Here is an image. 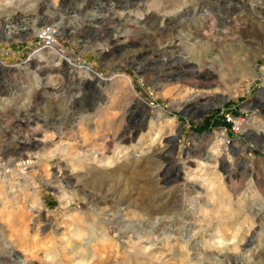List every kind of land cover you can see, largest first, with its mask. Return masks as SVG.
Wrapping results in <instances>:
<instances>
[{"label": "rangeland", "instance_id": "1", "mask_svg": "<svg viewBox=\"0 0 264 264\" xmlns=\"http://www.w3.org/2000/svg\"><path fill=\"white\" fill-rule=\"evenodd\" d=\"M221 1L0 0V264H264V0Z\"/></svg>", "mask_w": 264, "mask_h": 264}, {"label": "bare ground", "instance_id": "2", "mask_svg": "<svg viewBox=\"0 0 264 264\" xmlns=\"http://www.w3.org/2000/svg\"><path fill=\"white\" fill-rule=\"evenodd\" d=\"M119 1V0H118ZM228 1H230V0H222L221 2H228ZM233 1H235V0H233ZM248 1H250V0H248ZM253 3H257V1H252ZM88 4V3H87ZM197 5V4H196ZM255 6H257V5H255ZM199 7V6H198ZM197 10V11H196ZM203 11H202V9H200V8H198L197 9V7L195 8V10H194V12H193V16H196L197 15V13H202ZM18 16H21V14L20 15H18ZM31 16V15H30ZM30 16H26V18L27 17H30ZM145 16V18H144V20H148V17L146 16V15H144ZM20 18H22V16L20 17ZM17 19V18H16ZM205 21V20H204ZM10 23V22H9ZM211 25H213V23L211 24ZM198 28H200V27H198ZM198 28H196L197 29V39H200V40H205V41H210V37L208 36V34H207V31H204L205 30V28H208V25H205L202 29H204L202 32H199V29ZM198 42V41H197ZM199 42H201V41H199ZM49 44H50V42H49ZM220 48H221V50H220V53L222 52H224V54H222V55H224V56H222L223 58H224V61H229V63L231 64L230 65V67L231 68H238V69H234L235 71H238V72H235L233 69V74H230V76L231 77H233V75H234V73L235 74H241V76H245V75H251V76H256V72L254 71V70H252L251 72H248L247 71V69L244 67V66H242L243 64H242V62L243 61H245L243 58H241L240 60H241V64L240 63H237L236 64V61H237V59H239V58H237L238 56H237V54H236V52L235 51H233V52H231V53H229V52H226L227 50H225L226 48L224 47V46H220ZM135 52V51H134ZM146 52H149V50H145V51H141L140 53H138V55L139 54H146ZM166 53V52H165ZM135 55V54H134ZM166 55V54H165ZM220 56H221V54H220ZM192 58V57H191ZM65 61H66V63L70 66V68H73V67H75L76 65H75V63H71V62H69L68 60H66L65 59ZM213 61H216V58L215 59H213ZM220 61V60H219ZM238 62V61H237ZM246 62V61H245ZM244 63V62H243ZM238 64H240L241 65V67L238 65ZM0 67L3 69V68H5V65L2 63V61H0ZM190 70H186V71H182L183 72V74H185L186 76H192V77H195V78H204V80L205 81H208V80H210V79H214L215 80V78H216V76H217V74H219V73H221V69H223V65L222 66H215V65H213V64H211L210 66H206V65H203V64H200L199 66H197V65H189V62H188V66H187ZM197 68V69H196ZM231 70V69H230ZM230 70L229 69H224L223 70V73H228V72H230ZM202 72H204L203 74H202ZM93 76V78L96 80V81H98L99 83H103V81H105V79H103V77H101V75H99V74H97V73H94V74H92ZM235 76V75H234ZM194 80V79H193ZM197 83V82H196ZM200 83H202V82H199V85H203V84H200ZM195 84V83H194ZM206 84V83H205ZM198 85V84H197ZM196 88H197V86H195ZM199 87V86H198ZM197 94L199 95V96H201V97H204V98H209V99H211V97H213V95L211 96L208 92H201L200 93V91L199 92H197ZM263 96H264V94H263ZM136 101H137V103L138 104H140L143 108H147V103H145V101L143 102L141 99H139V98H137V99H135ZM262 108L264 109V103L262 104ZM159 112H160V110H159ZM73 120V119H72ZM23 123V122H22ZM245 122L244 121H240V125H241V127L243 126H245V124H244ZM239 125V126H240ZM168 126L166 125V126H164V128H167ZM151 129V128H150ZM239 129V128H238ZM38 130V129H37ZM152 130V129H151ZM175 130V129H174ZM180 133L179 132V130H177L176 131V133ZM176 133H174L173 135H175ZM256 136H259V137H261L263 140H264V134L262 133V131L261 130H258V131H255V132H253ZM112 134V133H111ZM124 134H125V132H124ZM124 134L122 133V134H120V136L118 137L120 140H122L123 139V137H124ZM29 135H31V134H29ZM62 137V136H61ZM35 139V138H34ZM124 139H125V137H124ZM45 140V139H44ZM34 141V140H33ZM65 141V140H64ZM170 141H172V140H170ZM30 142V141H29ZM169 142V141H168ZM30 144V143H29ZM227 144V143H226ZM230 144V146H231V148H233V149H236V146L232 143V142H230L229 143ZM34 145V144H33ZM18 147H19V145H18ZM28 147V146H27ZM110 147V146H109ZM15 148H17V147H15ZM21 148H22V146H21ZM26 148V147H25ZM67 148V147H66ZM13 150H15V149H13ZM17 150H18V148H17ZM79 151H80V149H79ZM222 163H223V160H222ZM229 166V165H228ZM233 167V166H232ZM229 172H230V174H232L233 172H234V169H232V168H230V170H228ZM256 213V212H255ZM254 215H256V214H254ZM107 220H105V223L109 226V225H111V224H115L114 223V220H115V216L114 215H111L110 217H108V218H106ZM116 222V221H115ZM111 227V226H110ZM108 228V227H107ZM103 234V233H102ZM110 234V233H109ZM106 236V235H105ZM107 239V238H106ZM232 240V239H231ZM107 243V242H106ZM126 243V242H125ZM111 244V243H110ZM113 246V245H112ZM237 246V245H236ZM115 247V246H114ZM104 256V255H103ZM111 256H113V255H111ZM118 256V255H117ZM133 256V255H132ZM82 259V258H81ZM84 259V258H83ZM114 259V258H113ZM120 260V259H119ZM118 260V261H119ZM122 262V261H121ZM85 264V263H84ZM132 264V263H131Z\"/></svg>", "mask_w": 264, "mask_h": 264}, {"label": "built area", "instance_id": "3", "mask_svg": "<svg viewBox=\"0 0 264 264\" xmlns=\"http://www.w3.org/2000/svg\"><path fill=\"white\" fill-rule=\"evenodd\" d=\"M49 32H50L49 29L43 31V38L46 39V41H47L48 43L50 42V40L47 39V38L49 37V35H50ZM227 122H228V123H232V124H234V126H236V127L239 126V123H237V122L235 121L234 117L227 116Z\"/></svg>", "mask_w": 264, "mask_h": 264}]
</instances>
